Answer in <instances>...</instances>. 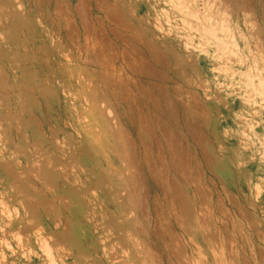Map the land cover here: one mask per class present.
<instances>
[{
    "label": "rangeland",
    "instance_id": "1",
    "mask_svg": "<svg viewBox=\"0 0 264 264\" xmlns=\"http://www.w3.org/2000/svg\"><path fill=\"white\" fill-rule=\"evenodd\" d=\"M95 1L0 0V264H264V0Z\"/></svg>",
    "mask_w": 264,
    "mask_h": 264
},
{
    "label": "bare ground",
    "instance_id": "2",
    "mask_svg": "<svg viewBox=\"0 0 264 264\" xmlns=\"http://www.w3.org/2000/svg\"><path fill=\"white\" fill-rule=\"evenodd\" d=\"M82 1H83V0H82ZM94 1H95V0H94ZM97 1H98V0H96L95 2L97 3ZM101 1H103V0H100V2H101ZM104 1L107 2L106 0H104ZM113 1H114V0H113ZM116 1H117V0H116ZM118 1H119V0H118ZM124 1H125V0H124ZM128 1H129V0H128ZM135 1H136V0H135ZM169 1H170V0H169ZM171 1H172V0H171ZM209 1H210V0H209ZM65 2H67V1H65ZM65 2H64V3H65ZM69 2H70V1H69ZM76 2H77V1H76ZM79 2H80V3H79V6H80V4L82 5L81 1H79ZM109 2H110V1H109ZM125 2H127V1H125ZM142 2H143V1H142ZM183 2H184V1H183ZM205 2H206V1H205ZM212 2H213V0H212ZM83 3H85V2H83ZM88 3H89V1H88ZM88 3H87V4H88ZM93 3H94V2H93ZM93 3H92V4H93ZM98 3H99V2H98ZM98 3H97V5H98ZM103 3H104V2H103ZM103 3L101 2V4H103ZM114 3H115V1H114ZM117 3L119 4V2H117ZM121 3L123 4V2H121ZM138 3H139V2H138ZM143 3H144V2H143ZM181 3H182V2H181ZM206 3H209L208 0H207ZM210 3H211V2H210ZM67 4H68V3H67ZM71 4H72V3H71ZM90 4H91V3H90ZM94 4H95V3H94ZM101 4H100V5H101ZM106 4H107V3H106ZM109 4H111V3H109ZM109 4H108V5H109ZM132 4H134V3H131V5H132ZM168 4H169V2H168ZM184 4H185V2L183 3V8H184ZM219 4H220V3H219ZM73 5H74L73 7H75L77 4L75 5V3H74ZM84 5H85V4H84ZM172 5H173V4H172ZM177 5H178V4H177ZM179 5H180V4H179ZM208 5H209V4H208ZM210 5H212V3H211ZM210 5H209V6H210ZM213 5H214V4H213ZM85 6H86V5H85ZM85 6H83V7H85ZM95 6H96V4H95ZM95 6H94V8H95ZM101 6H102V5H101ZM101 6H100V7L97 6V9H98V8L101 9V8H102ZM175 6H176V5H175ZM175 6H174V7H175ZM216 6L220 7L219 5H216ZM76 7H77V6H76ZM103 7H104V4H103ZM129 7H130V5H129ZM149 7H150V6H149ZM180 7H181V6H180ZM180 7H179V8H180ZM207 7H208V6H207ZM213 7H214V6H213ZM222 7H223V6H222ZM86 8H87V7H86ZM109 8H110L109 10L111 11V8H112V7L109 6ZM144 8H146V7H144ZM176 8H177V7H176ZM183 8H182V9H183ZM210 8H211V7H210ZM210 8L208 7V10H209ZM83 9H84V8H83ZM115 9H116V8H115ZM117 9H118V8H117ZM121 9H122V8H121ZM150 9H151V7H150ZM185 9H186V8H184V10H185ZM198 9H199V8H198ZM198 9H197V10H198ZM222 9H223V8H222ZM225 9H226V8H225ZM73 10L78 12V9H76V8H73ZM101 10H102V9H101ZM113 10H114V9H113ZM134 10H135V8H134ZM189 10H190V9H189ZM199 10H200V9H199ZM199 10H198V11H199ZM208 10H207V13H208ZM80 11H81V10H79V12H80ZM82 11H83V10H82ZM102 11H103V10H102ZM116 11H117V10H116ZM147 11H148V9H147ZM187 11H188V10H187ZM203 11H204V9H203ZM203 11H201L200 14H202ZM209 11H210V10H209ZM227 11H228V10H227ZM77 12H76V13H77ZM79 12H78V13H79ZM111 12H112V11H111ZM123 12H124V10H123ZM126 12H127V10H126ZM150 12H151V11H150ZM193 12H196V11L194 10ZM112 13H113V12H112ZM118 13H119V12H118ZM118 13H117V14H118ZM128 13H129V12H128ZM184 13L186 14V12H184ZM191 13H192V11H191ZM197 13H199V12H196V13H193V14H196V15H197ZM203 13H204V12H203ZM97 14H99V13H97ZM115 14H116V13H115ZM150 14H151V13H150ZM188 14H189V12H188ZM188 14H186V15H187V17L189 18ZM209 14H210V13H209ZM61 15H62V14H61ZM77 15H78V14H77ZM80 15H81V14H80ZM82 15H83V14H82ZM82 15H81V16H82ZM123 15H124V13H123ZM125 15H126V14H125ZM129 15H130V14H129ZM146 15H147V14H146ZM203 15H206V12H205V14H203ZM203 15H202V16H203ZM78 16H79V15H78ZM96 16H97V15H96ZM106 16H108V15H106ZM120 16H122V15H120ZM133 16H134V15H133ZM138 16H139V15H138ZM138 16H137V17H138ZM210 16H212V15H210ZM222 16H224V15H222ZM108 17H109V16H108ZM108 17H107V18H108ZM110 17H111V15H110ZM112 17H113V16H112ZM122 17H123V16H122ZM127 17H128V16H127ZM137 17H136V18H137ZM144 17H145V16H144ZM144 17H143V18H144ZM206 17L209 18V16H206ZM214 17H215V16H214ZM216 17H217V16H216ZM79 18H80V20L82 19L80 16H79ZM93 18H94V17H93ZM97 18H98V17H97ZM107 18H106V19H107ZM113 18H114V17H113ZM115 18H117V16H116ZM134 18H135V17H134ZM136 18H135V19H136ZM161 18H162V17H161ZM210 18H211V17H210ZM83 19H85V18L83 17ZM122 19H124V18H122ZM139 19H141V18H139ZM191 19H192V18H191ZM211 19H212V18H211ZM226 19H227V18H226ZM100 20H101V19H100ZM114 20L116 21V19H114ZM119 20H120V19H119ZM204 20H205V18H204ZM204 20H203V21H204ZM207 20H208V19H207ZM209 20H210V19H209ZM209 20H208V21H209ZM95 21L98 22V19H97V20L95 19ZM124 21H125V20H124ZM128 21H129V20H128ZM143 21H144V20H143ZM153 21H154V20H153ZM185 21H186V20H185ZM189 21H190V20H189ZM205 21H206V20H205ZM208 21H207V22H208ZM214 21H215V20H214ZM85 22H86V21L83 22L84 24H83L82 27H84ZM99 22H101V21H99ZM107 22H108V21H107ZM112 22H113V21H112ZM116 22H117V21H116ZM125 22H126V21H125ZM216 22H217V21H216ZM139 23H140V22H139ZM155 23H156L155 21H154V24H153V22H152L153 25H155ZM172 23H173V22H172ZM186 23H187V21H186ZM81 24H82V22H81ZM97 24H99V23H97ZM119 24H120V23H119ZM119 24H118V25H119ZM122 24H123V23H122ZM126 24H127V23H126ZM156 24H157V23H156ZM205 24H206V23H205ZM207 24H208V23H207ZM100 25H101V24H100ZM133 25H134V24H133ZM137 25H139V24L137 23ZM199 25L201 26V24H199ZM199 25H198V26H199ZM212 25H213V24H212ZM127 26H128V25H127ZM155 26H156V25H155ZM220 26H221V25H220ZM123 27H124V30H126V29H125V28H127L126 25H125V26H122V28H123ZM143 27H144V26H143ZM215 27H217V26H215ZM221 27H222V26H221ZM87 28H88V27H87ZM190 28H191V27H190ZM208 28H209V26H208ZM213 28H214V25H213ZM113 29H114V28H113ZM117 29H119V28H117ZM134 29H135V27H134ZM140 29H141V28H140ZM209 29H210V28H209ZM211 29H212V28H211ZM225 29H226V28H225ZM111 30H112V28H111ZM111 30H110V33H111ZM119 30H120V29H119ZM121 30H122V29H121ZM148 30H149V29H148ZM197 30H199L198 33L201 34V36H202V34H203V33H201V32H203V30L206 32L205 27H204L203 30H202V28H197ZM113 31H115V30H112V33H113ZM195 31H196V30H195ZM209 31H211V30H209ZM209 31H208V32H209ZM131 32H132V31H130V33H131ZM149 32H150V31H149ZM196 32H197V31H196ZM212 32H213V30H212ZM212 32H210V33H212ZM85 33H86V31H85ZM88 33H89V32H87L86 34H88ZM114 33H116V31H115ZM135 33H137V32H135ZM117 34H120V32H118ZM123 34H124V33H123ZM144 34H145V33H144ZM199 34H198V35H199ZM213 34H214V33H213ZM215 34H216V33H215ZM121 35H122V34H120V37H121ZM125 35H126V33H125ZM127 35H130V34H127ZM127 35H126V36H127ZM203 35H204V34H203ZM205 35H206V34H205ZM115 36H116V34H115ZM117 36L119 37V35H117ZM139 36H140V35H139ZM208 36H209V34H208ZM208 36H207V37H208ZM212 36H213V35H212ZM224 36H225V35H224ZM228 36H229V35H228ZM140 37H141V36H140ZM202 37H203V36H202ZM205 37H206V36H205ZM207 37H206V38H207ZM121 38H122V37H121ZM134 38L137 39L138 37L136 38V36H135ZM148 38H149V37H148ZM150 38H151V37H150ZM212 38H214V37H212ZM226 38H227V37H226ZM122 39H124V38H122ZM142 39H143V38H142ZM151 39H152V38H151ZM189 39H190V38H189ZM207 39H208V38H207ZM223 39H224V38H223ZM99 40H100V39H99ZM136 41H139V40H136ZM146 41H148V40H146ZM188 41H189V40H188ZM140 42H141V41H140ZM215 42H216V41H215ZM215 42H214V43H215ZM146 43H147V42H146ZM207 43H208V42H207ZM214 43H212L213 46H215ZM217 44L220 46L222 43H218V42H217ZM141 45H142V43H141ZM143 45H144V44H143ZM143 45H142V46H143ZM149 45H151V44H149ZM192 45H194V44H192ZM151 46H152V45H151ZM151 46H150V47H151ZM154 46H155V45H154ZM144 47H145V46H144ZM157 47H158V46H157ZM157 47H155V48L157 49ZM215 47H216V46H215ZM153 48H154V47H153ZM217 48H218V47H217ZM143 49H144V48H143ZM147 49H151V48H149V46H148ZM156 49H154V51H155ZM160 49H161V48H160ZM144 50H145V49H144ZM152 50H153V49H152ZM157 50H158V49H157ZM149 51H150V50H149ZM154 51H153V52H154ZM159 51H160V50H159ZM159 51H157V52L155 51V53H158ZM169 51H170V50H169ZM226 51H228V50L226 49ZM99 52H100V49H99ZM151 52H152V51H151ZM216 52H217V51H216ZM216 52H215V53H216ZM231 53H232V52H231ZM149 54H150V56H151L152 59L157 57V56L154 57V56H153V55H154L153 53H149ZM222 54H223V53H222ZM100 55H101V53H100ZM155 55H156V54H155ZM157 55H158V54H157ZM159 55H161V54H159ZM159 55H158V56H159ZM207 56H208V55H207ZM101 57H102V56H101ZM143 58H145V57L143 56ZM157 58H158V57H157ZM157 58H156V59H157ZM221 58H222V57H221ZM245 58H246V57H245ZM212 60H213V59H212ZM222 60H223V59H222ZM153 61H154V59H153ZM156 61H158V60H155L154 62H156ZM220 61H221V60H220ZM228 61H229V60H228ZM236 61H237V60H236ZM145 62H146V61H145ZM160 62H161V61H160ZM160 62L158 61L159 64H160ZM162 62H163V61H162ZM240 62H241V61H240ZM156 63H157V62H156ZM158 63H157V64H158ZM258 64H259V63H258ZM145 65H146V64H145ZM163 65H164V64H163ZM143 66H144V65H143ZM239 67H241V66H239ZM151 68H152V67H151ZM162 68H163V67H162ZM241 69H242V68H241ZM252 69H253V68H252ZM134 70H135V68H134ZM146 70H147V69H146ZM151 70H152V69H151ZM135 71H138V70H135ZM253 71H254V70H253ZM149 72H150V71H149ZM257 72H258V71H257ZM136 73H137V72H136ZM151 73H153V75L155 74V73L152 71V72H150L149 75H151ZM158 73H159V72H158ZM240 73H241V72H240ZM242 73L244 74V72H242ZM245 73H246V72H245ZM137 74H138V73H137ZM139 74H140V73H139ZM142 74H143V73H142ZM238 74H239V73H238ZM135 75H136V74H135ZM144 75H145V74H144ZM149 75H148V76H149ZM239 75H240V74H239ZM244 75H245V74H244ZM145 76H146V75H145ZM154 76H155V75H154ZM242 76H243V75H242ZM156 77H157V76H156ZM136 80H138V79H135V81H136ZM144 80H145V79H144ZM239 81H240V80H239ZM146 82H147V81H146ZM133 83H134V82H133ZM157 85H158V84H157ZM157 85H156V86H157ZM138 86H139V85H138ZM160 86H161V85H160ZM140 87H141V86H140ZM144 87L146 88V86H144ZM158 87H159V86H158ZM257 87H258V86H257ZM147 88H148V87H147ZM149 88H150V87H149ZM156 88H157V87H156ZM156 88H155V89H156ZM161 88H162V87H161ZM164 88H165V87H164ZM150 89H151V88H150ZM157 89H158V88H157ZM148 90H149V89H148ZM153 90H154V89H153ZM159 90H161V89H158V91H159ZM138 91H139V90H138ZM149 91H150V90H149ZM244 92H245V91H244ZM259 93H260V92H259ZM144 94H145V93H144ZM164 95H165V94H164ZM251 96H252V95H251ZM149 97H150V96H149ZM166 103H167V102H166ZM169 103H170V102H169ZM154 106H155V105H154ZM155 108H156V107H155ZM156 110H157V109H156ZM175 111H176V110H175ZM165 114H166V113H165ZM173 115H174V114H173ZM187 125H188V123H187ZM224 214H226V213H224ZM227 215H228V214H227ZM231 226H232V225H231ZM234 226H235V225H234ZM236 229H237V228H236ZM156 232H157V231H156ZM234 238H235V237H234ZM235 240H236V239H235Z\"/></svg>",
    "mask_w": 264,
    "mask_h": 264
}]
</instances>
